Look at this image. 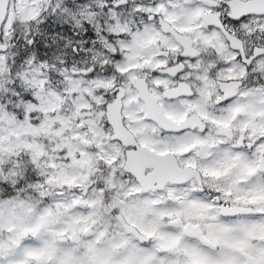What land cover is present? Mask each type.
<instances>
[{"label":"snow or ice","instance_id":"snow-or-ice-1","mask_svg":"<svg viewBox=\"0 0 264 264\" xmlns=\"http://www.w3.org/2000/svg\"><path fill=\"white\" fill-rule=\"evenodd\" d=\"M0 264H264V0H0Z\"/></svg>","mask_w":264,"mask_h":264}]
</instances>
